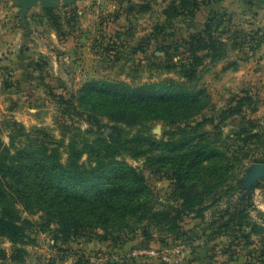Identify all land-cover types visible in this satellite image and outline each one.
Here are the masks:
<instances>
[{
    "label": "rangeland",
    "instance_id": "obj_1",
    "mask_svg": "<svg viewBox=\"0 0 264 264\" xmlns=\"http://www.w3.org/2000/svg\"><path fill=\"white\" fill-rule=\"evenodd\" d=\"M171 2L51 0L45 7L43 0H32L23 7L20 0H0V146H9L13 138L17 148H59L65 159V147L75 140L84 150V167L111 158L124 161L144 176L148 187L145 218L134 223L133 232L117 233V240L85 236L62 243L48 232L32 231L16 243L25 253L23 263L6 258L0 264H264V212L254 204L257 191L264 203V176L252 191L238 187L255 166L264 164V5L258 0H213L194 16H185L175 12L177 1ZM167 9L175 14L170 19L163 14ZM218 13L224 17L222 41L230 45L235 38L238 47L221 61L207 59L197 77L186 81L177 69L187 59L183 42ZM166 53L177 70L163 68ZM95 81L132 86L175 82L204 93L187 111L164 107L174 111V124L159 120L149 128L128 127L124 147L113 146L106 141L112 123L102 94H108L93 87ZM244 93L256 104L221 117ZM91 112L100 116L101 128L88 117ZM206 118H213V124L178 134ZM144 131L165 143L176 133L172 141L178 146L146 144ZM220 144L244 150L229 161V169L224 168L227 160H214V169L192 167L189 181L186 175L181 185L178 177L186 164L178 159L180 152L221 150ZM182 186L191 194L201 192L202 204L183 208ZM235 210H244L242 227L240 215L227 224ZM23 216L38 220V215ZM13 247L10 238L0 236L6 256Z\"/></svg>",
    "mask_w": 264,
    "mask_h": 264
},
{
    "label": "trees",
    "instance_id": "obj_2",
    "mask_svg": "<svg viewBox=\"0 0 264 264\" xmlns=\"http://www.w3.org/2000/svg\"><path fill=\"white\" fill-rule=\"evenodd\" d=\"M174 1H177L175 5L177 14L194 16L200 6L209 5L213 0H172L171 3ZM163 14L168 19L175 15L168 9ZM223 23V15L214 14L207 20L202 31L191 35L183 42V49L187 54L186 62L180 63L177 68L170 59V54L166 53L163 68L167 72L178 69L186 81H191L197 77L198 67L207 59L212 63L223 60L229 49L234 50L238 47L235 38H231L230 45L222 41L221 36L224 33L219 29ZM156 29L158 33L163 31L162 27ZM169 49L170 46L165 48ZM92 84L99 91L108 94H102V98H105L103 101L105 104L108 103V121L112 123L111 133L106 141L113 146L123 147L127 142L128 127L149 128L159 120H167L169 124H174L177 121L174 111L167 112L164 107H169L167 109L170 110L181 107L187 111L197 104L198 97L204 93L201 89L195 92L187 91L178 83L164 81L148 82L139 86L101 81ZM87 95L91 100L92 95ZM233 102H236V106L223 112L221 117L227 113L239 112L245 105L250 107L256 104L252 95L248 93H244L243 97ZM250 110L256 111V108L252 107ZM97 116L95 112L88 115L101 128L103 125L98 118L100 116ZM213 122V118H206L190 127V131L183 130L178 134L185 136ZM141 130L139 129L138 133ZM175 135L176 133L170 134V141L165 143L162 140L157 141L153 134L144 131L141 139L150 145L155 142L174 147L178 146L172 141ZM11 141L9 146H0V236L10 238L14 247L9 256L0 250V260L4 261L7 258L12 263H23L25 253L16 246V243L23 240L28 232H48L55 241L62 243L85 236H95L103 241L117 240V233H131L135 230L134 223L144 220L143 212L147 207L148 193L145 178L124 161L111 158L103 165L86 168L81 163L84 150L78 149V142L75 140L65 147V159L59 148L47 145L38 149L31 146L17 148L13 144V138ZM260 145L263 146L262 143ZM219 147L222 149L200 148L197 154L180 152L178 159L186 164L184 175L181 179L178 177L180 184L182 185L186 175L189 181L192 167L197 165L203 167L210 165L211 169H214V160H227L224 168L229 169L231 166L229 161L236 160L238 153L244 150L240 146L233 149L232 144L223 146L220 144ZM238 187L244 191L254 189L253 185L246 188L242 183H238ZM181 190L183 208L191 210L202 204L201 192L191 194V191L183 186ZM247 201L250 199L247 198ZM243 213L244 210L239 214L235 210L227 224H231L237 215H240L238 223L242 227L245 218ZM23 214L38 215V220L32 221Z\"/></svg>",
    "mask_w": 264,
    "mask_h": 264
},
{
    "label": "water",
    "instance_id": "obj_3",
    "mask_svg": "<svg viewBox=\"0 0 264 264\" xmlns=\"http://www.w3.org/2000/svg\"><path fill=\"white\" fill-rule=\"evenodd\" d=\"M258 1L264 5V0ZM20 2L22 3L23 7H28L31 4L32 0H20ZM50 4L51 0H43V5L45 7H48ZM261 176H264V164H260L254 167L250 179L245 182L244 186L247 188L248 186L254 185L256 183V180Z\"/></svg>",
    "mask_w": 264,
    "mask_h": 264
},
{
    "label": "clouds",
    "instance_id": "obj_4",
    "mask_svg": "<svg viewBox=\"0 0 264 264\" xmlns=\"http://www.w3.org/2000/svg\"><path fill=\"white\" fill-rule=\"evenodd\" d=\"M261 200H262V197L260 196L259 191H257L256 197H255V200H254V204H255V207L257 209H259L261 212H264V203H262ZM252 216L255 218L256 217V213L252 212Z\"/></svg>",
    "mask_w": 264,
    "mask_h": 264
}]
</instances>
